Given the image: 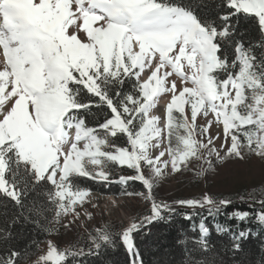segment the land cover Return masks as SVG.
Masks as SVG:
<instances>
[{
  "label": "snow or ice",
  "instance_id": "1",
  "mask_svg": "<svg viewBox=\"0 0 264 264\" xmlns=\"http://www.w3.org/2000/svg\"><path fill=\"white\" fill-rule=\"evenodd\" d=\"M200 7L190 0H0V195L23 215L28 192L45 186L52 207L27 211H51L58 222L89 196L77 178L107 182L119 166L134 173L119 182H140L145 191L136 195L148 205L118 232L93 230L86 247L60 250L49 242L43 264H87L117 241L129 264H144L136 236L178 214L200 217L196 247L184 252L188 264H218L205 211L245 225L215 224L218 234L230 233L233 259L260 234L249 225L264 232V199L253 198L256 212H227L231 200L207 193L172 204L154 194L165 172H180L190 157L209 169L212 156L264 161V0H219L211 15ZM145 69L150 75L141 79ZM162 94H170L165 114L153 115ZM212 125L222 129L219 149V132L207 143L198 138ZM165 139L169 147L153 154ZM20 258L13 249L0 264Z\"/></svg>",
  "mask_w": 264,
  "mask_h": 264
},
{
  "label": "rangeland",
  "instance_id": "2",
  "mask_svg": "<svg viewBox=\"0 0 264 264\" xmlns=\"http://www.w3.org/2000/svg\"><path fill=\"white\" fill-rule=\"evenodd\" d=\"M144 71L148 74L150 72L148 69ZM141 79H143L142 73ZM159 99L162 103L154 110L158 116H163L166 104L170 100V94H162ZM198 124H206V119L198 116ZM180 131L183 132L182 129ZM218 132L220 138L215 139L213 143L219 149V146L224 143L223 133L222 129H218L215 125L209 128L206 135L198 138L207 143L208 138L216 137ZM163 144L165 151L169 147L167 139ZM172 145H176L175 137L172 139ZM153 154L158 153L153 152ZM221 155H223L222 151ZM167 158L166 155L162 159ZM211 159L213 166L210 169L203 159L197 157H190L186 162V167L182 166V170L178 173H172L169 168L154 189L157 200L172 204L178 199L199 198L204 193L217 200L229 199L253 203V198L256 201L264 199V161L254 157L244 160L236 158L219 160L212 156ZM201 168L206 171L203 175H198ZM133 174V171L126 167L113 166L111 179L107 182L93 180L89 177L77 178L76 183L79 185L82 184L81 179L85 178L86 184L96 183L100 189L85 188L89 190V196L82 206H75L78 215L76 213L62 215L58 222L54 221L52 232L40 243L37 252L29 262L43 264L40 257L46 254L49 242L60 250L69 249L72 245L77 246L80 238L89 237V234L97 228L111 226L112 231L118 232L122 225L126 226L131 221L132 217L143 215L148 205L142 196L136 195L145 191L142 184L135 181L119 182V176ZM92 195L110 200L93 199ZM177 208L180 207L177 206Z\"/></svg>",
  "mask_w": 264,
  "mask_h": 264
},
{
  "label": "trees",
  "instance_id": "3",
  "mask_svg": "<svg viewBox=\"0 0 264 264\" xmlns=\"http://www.w3.org/2000/svg\"><path fill=\"white\" fill-rule=\"evenodd\" d=\"M190 2L200 4L201 7L197 9V12L205 15L215 14L216 6L219 4V0H190ZM247 30L249 33L252 32L250 26ZM128 87H130V84L126 86V91ZM81 181L80 186L83 188L100 189L96 183L86 184L85 181L87 180L85 178ZM44 192L45 186H37L35 190L29 191L24 200L25 205L27 207H40L43 205L45 209L52 207L48 203ZM27 207L24 214L21 215V209L10 199L0 195V256H6L10 250L14 249L21 254L18 264H39L29 262V260L37 252L40 243L52 232L54 213L45 211L43 217H37L35 212L29 213ZM177 209L178 213L188 211L183 208ZM234 209L256 212L259 210V204L232 201V205L226 211L231 212ZM25 216L31 218L25 219ZM203 216L211 230L208 240L213 247V253L219 254L218 264L220 258H222L223 264H258V261L264 257V251L261 250V246L264 244V232H261V229L254 223L249 226L253 228L254 232L260 234L244 242L242 245L243 251L235 253V259H233V253L230 251V233L218 234L215 224L229 225L234 228L244 227L245 225L236 219L228 220L225 215L216 216L214 219L208 216L205 211ZM36 219L40 220V226L32 222ZM13 221L15 222L13 223ZM199 222V216L192 220H185L178 214L173 217L171 223H154L150 229L146 228L144 232L136 236L135 240L143 256L144 264H188L184 252L186 248L194 249L196 247L194 240L199 236ZM6 233L11 235L5 238ZM88 239V236L80 238L77 246L84 245L86 247ZM213 253H208V255L211 256ZM67 264H75V261L68 258ZM87 264H129V257L117 241L115 249L102 250L98 257L88 258Z\"/></svg>",
  "mask_w": 264,
  "mask_h": 264
},
{
  "label": "bare ground",
  "instance_id": "4",
  "mask_svg": "<svg viewBox=\"0 0 264 264\" xmlns=\"http://www.w3.org/2000/svg\"><path fill=\"white\" fill-rule=\"evenodd\" d=\"M142 75H143V79H147V77H148V75H150V72H149V74L148 73H146L145 71H143L142 72ZM162 103V100L161 99H157V104H156V106H158V105H160ZM155 106V107H156ZM155 107L152 109V110H150L151 111V114H153V115H157L156 113H155ZM158 116V115H157ZM164 143V141L160 144V146L158 147V148H156V149H154V152L155 153H158L159 151H164V147H163V144ZM91 198H96L97 200H105V201H109L110 199H106V198H102V197H99L98 195H92V197ZM87 202V201H86Z\"/></svg>",
  "mask_w": 264,
  "mask_h": 264
}]
</instances>
